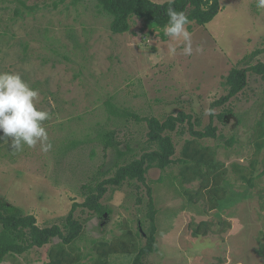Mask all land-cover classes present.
<instances>
[{"label":"rangeland","instance_id":"obj_1","mask_svg":"<svg viewBox=\"0 0 264 264\" xmlns=\"http://www.w3.org/2000/svg\"><path fill=\"white\" fill-rule=\"evenodd\" d=\"M220 2L210 23L186 25L193 55L185 56L182 40H163L161 29L137 17L130 31L114 33L112 18L95 0L58 7L51 0H0V72L18 73L38 90L36 107L50 114L42 126L52 143L44 153L39 143L13 151L10 139L0 141V198L35 215L41 227L61 224L74 203L85 201V185L158 148L149 141L147 118L164 121L183 111L199 119V130L217 126V137L199 142L214 154V172L227 171L223 206L211 208L206 189L200 201L191 200L202 179L189 183L180 176L178 159L192 138L186 122L185 135L171 132L174 163L151 167L146 183L109 185L101 201L110 211L102 218L78 207L84 230L74 246L96 256L97 242L128 232L144 246L151 187L157 251L145 264H264V80L249 70L245 89L213 106L229 93L226 78L233 68L264 63V9L257 0ZM172 46L175 55L168 52ZM109 131L117 147H105L101 134ZM202 221L208 234L195 236ZM58 242L0 264H43ZM135 256L114 253L109 264H133Z\"/></svg>","mask_w":264,"mask_h":264},{"label":"trees","instance_id":"obj_2","mask_svg":"<svg viewBox=\"0 0 264 264\" xmlns=\"http://www.w3.org/2000/svg\"><path fill=\"white\" fill-rule=\"evenodd\" d=\"M68 1L78 4L85 0H51L53 7L65 4ZM101 12L109 15L111 29L114 33H125L131 30V20L137 17L144 21L149 28L161 29L160 36L167 40L164 34V26L168 23L166 10L169 8L177 12L183 11L192 24L205 25L210 23L222 10L221 0H170L164 3H157L153 0H95ZM18 13V12H17ZM255 51L253 54H258ZM253 70L264 80V63L258 62L250 67L233 68L226 78L229 86V93L222 99L213 103L217 106L230 100L241 92L248 84V72ZM224 120L225 113L219 114ZM199 119L186 112L178 115H170L164 121L156 117L147 118L149 127V141L156 143L158 148L144 153L141 158L133 159L125 165L119 166L114 175L103 179L95 184L85 185L86 199L83 203H74L70 212L63 218L61 224L41 227L37 223V218L33 214H27L16 205L8 204L0 198V263L7 258H16L31 252L35 248H43L59 238L60 242L52 246L48 257L49 260L43 264H109V256L117 253H136L133 264H145L144 258L157 251V223L156 216L158 210L152 197V188H149L150 200L148 203V218L150 219L149 231H147V242L144 246H139L138 242L131 240V233L121 236L108 242H97L92 250H96V256L92 252L83 253L80 247H75L76 240L79 239L84 230V224L76 217L78 207L89 209L93 214L104 217L110 210L102 203V198L106 194L109 185L120 186L125 181L138 180L147 182L146 174L148 170L157 166L165 169L175 162L172 156L176 152V145L171 135L172 131L178 130L180 135H185V123H188V131L191 134L182 150L180 176L185 182H193L198 178L202 179L201 188L197 195H190L191 200L197 201L203 198V190L210 193L211 208L223 206L226 198V187L221 184L224 180L225 172L215 173L217 162L214 154L199 142L200 139L217 137V126L211 122L205 130L196 128ZM180 127L178 128V126ZM105 147H117L112 132L101 134ZM215 173V174H214ZM213 176L214 186L210 187L209 181ZM222 185V186H221ZM212 188V189H211ZM207 222L202 221L194 230V235H207ZM130 245V246H129ZM92 261V262H89Z\"/></svg>","mask_w":264,"mask_h":264},{"label":"clouds","instance_id":"obj_3","mask_svg":"<svg viewBox=\"0 0 264 264\" xmlns=\"http://www.w3.org/2000/svg\"><path fill=\"white\" fill-rule=\"evenodd\" d=\"M257 8L264 9V0H257ZM168 23L164 26V34L171 40L184 42L183 55H193L191 33L186 25L190 23L183 11L172 8L166 10ZM202 52V47L195 50ZM175 55L176 47L168 49ZM38 90L31 88L18 73L0 72V141L10 139L9 148L22 150L24 145L34 148L38 143L44 153L52 149V143L42 122L50 118L47 111L36 107Z\"/></svg>","mask_w":264,"mask_h":264}]
</instances>
